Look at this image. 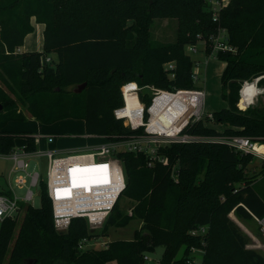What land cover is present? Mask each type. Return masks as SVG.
I'll return each mask as SVG.
<instances>
[{"label": "trees", "instance_id": "trees-1", "mask_svg": "<svg viewBox=\"0 0 264 264\" xmlns=\"http://www.w3.org/2000/svg\"><path fill=\"white\" fill-rule=\"evenodd\" d=\"M166 17L178 21L176 39L155 42L152 25ZM33 18L45 25L43 49L18 51L34 30ZM220 27L228 30L235 51L214 52L211 40ZM204 40L206 53L226 63L221 93L228 105L213 111V118L190 123L185 131L238 134L264 142V109L238 106L244 82L264 75V0H229L217 20L207 0H0V78L12 92L0 85V152L13 151L19 136L26 137V150L38 148L32 132L6 129L9 121L26 119L18 102L42 124L83 119L87 134L113 140L143 132L115 116L124 104L122 85L136 81L171 90L197 88L195 61L186 47ZM170 62L174 69L166 68ZM85 82L79 92L65 90ZM140 96L151 104L152 97ZM240 105L245 107L243 94ZM212 124L225 127L219 130ZM159 152L166 163L150 164L142 151L116 153L127 181L122 195L135 204L131 213H123L117 202L105 223L121 227L139 217L143 224L133 239L80 248L83 238L99 233L83 217L74 218L66 231L57 230L42 180L39 207L22 204L19 225L14 217L0 221V264H107L115 259L119 264H146L145 254L158 246L164 251L157 264H192V247L204 250L202 264H264V254L247 246L248 234L232 217L242 222L264 218V162L255 171L254 154L223 142H173ZM201 226L208 227L205 234L191 233Z\"/></svg>", "mask_w": 264, "mask_h": 264}, {"label": "built area", "instance_id": "built-area-1", "mask_svg": "<svg viewBox=\"0 0 264 264\" xmlns=\"http://www.w3.org/2000/svg\"><path fill=\"white\" fill-rule=\"evenodd\" d=\"M209 9L212 11L214 20L219 19L220 12L229 0H207ZM212 47L214 52L219 49H231L235 51L228 42V30L220 27L216 35L212 36ZM206 48L207 41H201ZM19 51V49H18ZM199 51L198 43L189 44L186 52L193 56ZM46 61H51L47 56ZM195 61L193 79L197 81L200 77V62ZM175 63L166 65L167 69H174ZM174 76L173 72L170 73ZM260 75L253 80L245 81L240 90V100L244 87L255 83L258 92L253 101L248 102L245 110L252 106L256 99L264 93V87L260 86ZM152 88V102L149 106L141 99L140 86L136 81H129L122 85L124 104L114 111L118 119L123 120L126 126L132 129L143 128V132L133 133L113 140L108 136H102L105 141L98 144L90 152L60 154L53 148H42L39 143L43 135L35 134L38 148L28 151L25 145L16 147L10 153L0 152V221L7 217H14L21 209V203L32 204L35 197V187L40 186L41 174L38 170L30 172L29 157L40 156L47 158V192L53 205L54 225L59 231H66L72 220L76 217L87 219L90 228L98 230L106 222L111 211L120 199L126 188V175L121 159L117 156L120 150L142 151L150 158V164L156 161L167 162V158L159 152L161 146L173 142L211 141L223 142L230 147L244 152L252 153L264 162V142L250 136L238 134H216L200 135L185 131L192 123L201 121L206 117L213 118V112L205 109L206 92L203 88L193 89H164L153 85H145ZM176 97L177 103L172 104L171 98ZM128 98H131V106ZM164 102L162 110L155 115L151 111L156 103ZM162 114V115H161ZM175 116V117H174ZM48 143H53L54 135L46 136ZM11 160L8 171L1 161ZM29 178V180H28ZM18 189H25L20 194ZM40 193V191H38ZM232 217L248 234L250 241L248 247L256 249L264 254V218L254 216L260 233L257 234L248 228L234 214ZM207 226L193 229L192 234H205ZM94 238H83L79 246L85 249L87 244ZM197 253H204L202 248L192 247L189 262L197 264L199 261ZM144 258L150 259L148 253ZM203 258V257H202ZM199 264H202V260Z\"/></svg>", "mask_w": 264, "mask_h": 264}, {"label": "rangeland", "instance_id": "rangeland-1", "mask_svg": "<svg viewBox=\"0 0 264 264\" xmlns=\"http://www.w3.org/2000/svg\"><path fill=\"white\" fill-rule=\"evenodd\" d=\"M35 24V31L33 35L38 34V24L35 23V19H32V23ZM177 27L178 21L174 18H156L152 28V38L155 42H173L177 36ZM31 37V36H30ZM199 51L192 56L193 59L200 62V77L197 81H195L196 85L199 88L205 89L206 92V100H205V109L207 112H213L216 110H220L228 105L227 101L223 98L221 93V73L225 67V63L218 59L215 54L209 55L206 53V49L203 42L198 43ZM34 48H41L40 45H35ZM52 57H55L52 55ZM0 69H2L0 67ZM251 81V80H250ZM0 85L5 89L8 94H12L9 90L8 85L2 81L0 78ZM260 86L264 87L263 84ZM18 88L17 86H14ZM61 86H56L55 89H59ZM76 86L69 85L65 86V90H70V88L74 89ZM122 89V87H121ZM51 95H59V93H54ZM151 97V96H150ZM239 106V105H238ZM256 109H264V93L256 99L255 103L251 106ZM19 111H21L26 119L25 120H12L9 121L6 125V129L17 131V132H32L33 134L43 135L41 137L42 141L47 140L46 136L53 134L54 140L56 144H65L68 146H77L79 147V143L86 145L87 143L99 144L100 142H104L103 138H93L91 140H87L85 134V122L83 119H75V118H66L59 121H56L52 124H42L40 121L35 119L30 113L27 105L23 102H18ZM219 130L224 129V124H212ZM26 143V137L19 136L16 139V147L20 148ZM92 147H82L72 152H90L92 151ZM29 159V167L28 170L33 172L38 170L41 174V178L46 182L47 180V158L40 156H31ZM11 160L1 161V165L3 164L7 169L11 166ZM253 169L258 171L263 164V160L258 156L255 157L253 161ZM29 180V178H28ZM264 182V179L261 180ZM1 187V186H0ZM35 197L32 205L35 207H39L41 205V195L38 193L40 191V186L35 187ZM25 189H18L17 192L22 194ZM24 204V203H21ZM135 201L127 197L126 195H122L118 200V209L123 213H131L132 207L134 206ZM24 207H21L19 212L14 216L17 218L18 225L21 223L24 216ZM243 223L256 232L260 233L257 223L254 220H244ZM143 224V221L139 217L133 218L126 226L116 227L114 225H107L106 223L101 226L97 232L99 233L97 237L91 240L86 248H101L105 247L109 241L117 240V239H133L135 236V230L139 228ZM18 228L16 229L17 233ZM164 247L158 246L155 251L148 252L150 259L146 261V264H157L163 254ZM199 264L202 260L203 253H197ZM107 264H119L118 260H112Z\"/></svg>", "mask_w": 264, "mask_h": 264}, {"label": "crops", "instance_id": "crops-1", "mask_svg": "<svg viewBox=\"0 0 264 264\" xmlns=\"http://www.w3.org/2000/svg\"><path fill=\"white\" fill-rule=\"evenodd\" d=\"M35 23L38 24V26H39L38 27V34L37 35H33V33L35 31V24L33 22L34 30L32 32H30L29 34L26 35L23 45H21L18 48L19 51H33V50L41 51L43 49V40H44V28H45V25L43 23H40V22H37V21H35ZM35 45H40L41 48H34ZM85 130H86V127H85ZM85 136H86L87 140H91L93 138H100V139L103 138V139H105L102 136H98V135H94V134H87L86 133ZM26 143H27V140H26ZM82 143L83 142H80L79 143V147H77V146H71L70 147V146L65 145V144H62V145L56 144L55 141L53 143H48L45 140V141H41L39 143V146H41L42 148H53V149L57 150V152L60 153V154H68V153H74L72 151H75V150L80 149L82 147H92V148H94V147H96L98 145V144H94L92 142L91 143L89 142L86 145H84ZM100 143H102V142H100Z\"/></svg>", "mask_w": 264, "mask_h": 264}, {"label": "bare ground", "instance_id": "bare-ground-1", "mask_svg": "<svg viewBox=\"0 0 264 264\" xmlns=\"http://www.w3.org/2000/svg\"><path fill=\"white\" fill-rule=\"evenodd\" d=\"M257 92H258V89H257L255 83L250 82L249 84H247L244 87L242 94H243V101H244L245 106L248 102H251V101H253V99H255V95ZM128 100L130 103L129 106H131V103H132L131 98H128ZM171 100H172V104L177 103L176 97L171 98ZM163 104H164V102H161V101L159 102V99H157L156 103L152 106L151 111H153L155 113V115L158 114L162 110L161 106H163Z\"/></svg>", "mask_w": 264, "mask_h": 264}, {"label": "water", "instance_id": "water-1", "mask_svg": "<svg viewBox=\"0 0 264 264\" xmlns=\"http://www.w3.org/2000/svg\"><path fill=\"white\" fill-rule=\"evenodd\" d=\"M85 85H86V82L83 84L77 85L73 90L79 92L85 87ZM141 93L142 95H149V96L153 95L152 88L149 86H144L141 90ZM2 107H3L2 104H0V110L2 109Z\"/></svg>", "mask_w": 264, "mask_h": 264}]
</instances>
